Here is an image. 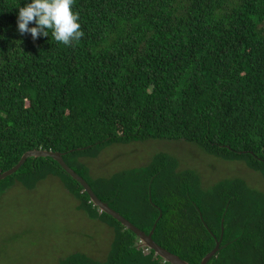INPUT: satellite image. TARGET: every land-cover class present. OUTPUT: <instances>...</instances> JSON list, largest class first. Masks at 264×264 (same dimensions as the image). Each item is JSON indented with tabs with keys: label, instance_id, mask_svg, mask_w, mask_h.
<instances>
[{
	"label": "trees",
	"instance_id": "1",
	"mask_svg": "<svg viewBox=\"0 0 264 264\" xmlns=\"http://www.w3.org/2000/svg\"><path fill=\"white\" fill-rule=\"evenodd\" d=\"M27 2L0 0V171L29 151L58 152L100 201L146 234L155 225L153 241L188 264L217 242L207 264H264V200L243 181L203 189L165 154L91 181L78 160L111 144L184 141L264 177V0H74L84 36L71 46L21 35ZM47 175L89 218L115 225L109 264H168L96 213L51 158H28L0 194ZM62 262L92 263L79 254Z\"/></svg>",
	"mask_w": 264,
	"mask_h": 264
},
{
	"label": "rangeland",
	"instance_id": "2",
	"mask_svg": "<svg viewBox=\"0 0 264 264\" xmlns=\"http://www.w3.org/2000/svg\"><path fill=\"white\" fill-rule=\"evenodd\" d=\"M158 154L171 157L177 171L193 172L203 189L240 180L251 194L264 200L261 172L249 169L243 160H223L184 141L111 144L94 157L78 160L86 168L87 179L102 182L124 171L146 169ZM33 182L27 187L13 183L0 194V264H62L75 254L91 264H109L115 225L91 219L79 210V202L58 178L47 175ZM149 208L145 204L144 210ZM148 252L143 249L144 255Z\"/></svg>",
	"mask_w": 264,
	"mask_h": 264
},
{
	"label": "clouds",
	"instance_id": "3",
	"mask_svg": "<svg viewBox=\"0 0 264 264\" xmlns=\"http://www.w3.org/2000/svg\"><path fill=\"white\" fill-rule=\"evenodd\" d=\"M73 3L74 0H28L23 7L18 6V32L30 34L33 40L49 37L50 33L57 43L71 46L84 36L78 14L72 10ZM30 23L34 26L29 27Z\"/></svg>",
	"mask_w": 264,
	"mask_h": 264
},
{
	"label": "water",
	"instance_id": "4",
	"mask_svg": "<svg viewBox=\"0 0 264 264\" xmlns=\"http://www.w3.org/2000/svg\"><path fill=\"white\" fill-rule=\"evenodd\" d=\"M40 157H48L53 159L57 162L60 167L73 179L75 180L82 188L83 191L88 195L90 202L96 207L101 213H104L118 223L121 224L126 230L131 231L136 238L138 239V246L139 248H144L150 251H153L154 255L159 257L164 263L168 264H188L186 261L180 259L178 256L171 254L167 250L160 247L156 244L153 239L152 235L155 229V225L153 226L152 230L146 234L136 226H134L130 221L122 217L119 213L111 209L106 203L100 201L95 194L93 193L92 189L89 187L88 183L81 178L78 174H76L72 169H70L64 163L62 159V155L58 152H50V151H29L22 155L19 162L12 167L10 170L1 172L0 171V181L5 179L6 177L10 176L11 174L15 173L21 165L25 163L28 158H40ZM219 242L216 243L214 249L208 253L200 262V264H207V262L218 252Z\"/></svg>",
	"mask_w": 264,
	"mask_h": 264
}]
</instances>
